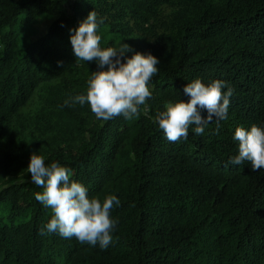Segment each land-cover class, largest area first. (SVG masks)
<instances>
[{
  "label": "trees",
  "instance_id": "trees-1",
  "mask_svg": "<svg viewBox=\"0 0 264 264\" xmlns=\"http://www.w3.org/2000/svg\"><path fill=\"white\" fill-rule=\"evenodd\" d=\"M93 10L104 19L101 48L138 37L126 56L160 61L148 115L96 118L77 128L74 150L45 162L71 169L90 198H119L113 242L101 249L42 234L52 215L36 199L43 188L10 179L0 186V264H264V169L229 163L235 129L264 126V0H0V138L40 85L59 80L86 95L92 72L107 70L72 51L70 29ZM55 11L42 35L21 44L34 19ZM195 79L234 89L227 117L170 142L154 117L187 101L183 87Z\"/></svg>",
  "mask_w": 264,
  "mask_h": 264
},
{
  "label": "clouds",
  "instance_id": "clouds-1",
  "mask_svg": "<svg viewBox=\"0 0 264 264\" xmlns=\"http://www.w3.org/2000/svg\"><path fill=\"white\" fill-rule=\"evenodd\" d=\"M104 23L96 11H90L78 27L70 29V42L76 60L96 62L106 71L92 72L85 94L69 97L63 106L88 104L97 119L108 121L117 116L132 119L141 112L148 115V100L152 97L150 84L159 72V59L151 53L135 52L128 44L119 50L114 47L101 48V36L97 30ZM227 82L214 80L209 84L195 79L183 87V94L189 99L167 102L164 110L156 113L154 122L170 142L187 140L189 129L194 127L197 135L205 133V127L227 117L232 87L223 89ZM206 112L207 115H202ZM150 119L152 117H149ZM219 131V124H217ZM234 140L238 141V154L231 157L230 164L250 163L252 171L264 169V126L252 124L250 129L237 127ZM31 182L43 188L36 193V199L51 210V218L42 234L58 233L64 238L75 237L81 243L101 249L113 242V231L117 221L111 211L121 201L115 195H108L101 201L88 196V189L81 182L71 179V169L59 162L45 164V158L32 154L28 165ZM46 229V230H45Z\"/></svg>",
  "mask_w": 264,
  "mask_h": 264
},
{
  "label": "rangeland",
  "instance_id": "rangeland-1",
  "mask_svg": "<svg viewBox=\"0 0 264 264\" xmlns=\"http://www.w3.org/2000/svg\"><path fill=\"white\" fill-rule=\"evenodd\" d=\"M63 10H66L63 4ZM58 11L34 19L21 38L26 45L36 40L57 18ZM140 45L138 37L125 41V45ZM74 97L62 81L40 85L27 103L5 122L0 138V186L10 179L30 177L28 165L32 154L41 155L45 162L50 156L74 150L79 143L78 127L88 128L95 115L85 106H63ZM84 123V124H82Z\"/></svg>",
  "mask_w": 264,
  "mask_h": 264
}]
</instances>
